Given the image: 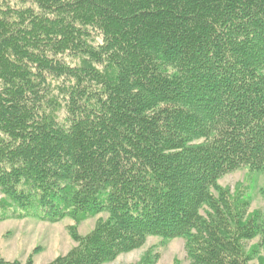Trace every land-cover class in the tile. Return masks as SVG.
I'll list each match as a JSON object with an SVG mask.
<instances>
[{
	"label": "trees",
	"instance_id": "1",
	"mask_svg": "<svg viewBox=\"0 0 264 264\" xmlns=\"http://www.w3.org/2000/svg\"><path fill=\"white\" fill-rule=\"evenodd\" d=\"M243 168L264 171V0H0V218L106 214L48 264L149 236L264 264V211L219 184Z\"/></svg>",
	"mask_w": 264,
	"mask_h": 264
},
{
	"label": "rangeland",
	"instance_id": "2",
	"mask_svg": "<svg viewBox=\"0 0 264 264\" xmlns=\"http://www.w3.org/2000/svg\"><path fill=\"white\" fill-rule=\"evenodd\" d=\"M219 184L230 190L233 195H241L250 202L249 210L264 211V171H253L248 168L238 169L226 174ZM0 193V212L4 201ZM9 203H12L10 200ZM14 208V205L12 206ZM100 218L106 214L76 222L71 217L50 222L33 217L0 218V258L35 264H48L60 256L67 255L79 243L73 230L80 237H86L96 229ZM254 239L248 247L256 244ZM106 264H191L184 238L166 240L158 236H149L139 248L121 253Z\"/></svg>",
	"mask_w": 264,
	"mask_h": 264
}]
</instances>
